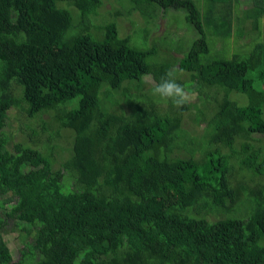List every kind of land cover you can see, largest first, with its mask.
<instances>
[{"label": "trees", "instance_id": "obj_1", "mask_svg": "<svg viewBox=\"0 0 264 264\" xmlns=\"http://www.w3.org/2000/svg\"><path fill=\"white\" fill-rule=\"evenodd\" d=\"M263 31L264 0H0V264H264Z\"/></svg>", "mask_w": 264, "mask_h": 264}, {"label": "rangeland", "instance_id": "obj_2", "mask_svg": "<svg viewBox=\"0 0 264 264\" xmlns=\"http://www.w3.org/2000/svg\"><path fill=\"white\" fill-rule=\"evenodd\" d=\"M112 3H114V1H112ZM111 3L106 4L105 6H103L102 9H109V10H105L103 13L100 14V24H106V23H110V22H116L119 25V31H120V36L121 37H125L128 36L126 35L127 33H131L132 29L135 27L132 25L131 21L129 19L126 18H122L120 21L118 17H116V12L118 11L117 8H119L120 5H118L117 7H114ZM114 5H116L114 3ZM112 7V9H111ZM249 5H244L245 9H248ZM111 9V11H110ZM102 12V11H101ZM134 20H136V26H138L137 24L143 23V20L138 16H133ZM159 24V28L158 31L164 30L165 26L167 25V20L166 19H159L158 21ZM259 33V32H258ZM257 33V34H258ZM180 35H184V32H180ZM133 37H135V30H134V35ZM262 38L264 39V31H263V36ZM187 40L191 41V37L187 36L186 37ZM241 45H235L234 47L231 48V51H229V53L227 54V58L228 59H232L234 55H236L239 52H236L235 50H240ZM232 97H237L236 94H232ZM234 99V98H233ZM236 99V98H235ZM243 101V100H242ZM18 111L17 110H12L9 114L10 116V121L11 122V126L9 128H7L8 131L12 132L13 135H15V139L14 141L16 143L23 141L25 138H27V134L24 133L23 131L20 130V128L22 127V123L20 122V119L18 118ZM65 139L63 141L60 142V151H59V155L58 158L59 160H64L66 158H68L69 156V150H67V148L69 147L68 145V141L70 140V134L65 132ZM7 202L11 203L12 200L8 199ZM16 234H12L11 236L14 237ZM18 243L17 241H15L14 244ZM13 243H11L9 246L12 250V254L14 257V260H17L19 258V253L17 248L15 247Z\"/></svg>", "mask_w": 264, "mask_h": 264}, {"label": "clouds", "instance_id": "obj_3", "mask_svg": "<svg viewBox=\"0 0 264 264\" xmlns=\"http://www.w3.org/2000/svg\"><path fill=\"white\" fill-rule=\"evenodd\" d=\"M152 94L171 103L176 107H182L189 102L190 96L185 88L176 82L173 72L167 73V78L152 88Z\"/></svg>", "mask_w": 264, "mask_h": 264}]
</instances>
